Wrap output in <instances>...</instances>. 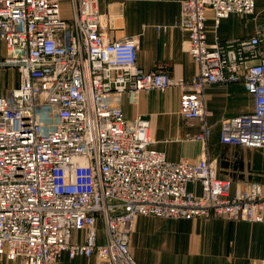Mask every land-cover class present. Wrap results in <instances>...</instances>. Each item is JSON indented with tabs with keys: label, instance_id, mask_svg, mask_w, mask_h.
<instances>
[{
	"label": "built area",
	"instance_id": "2783aa9c",
	"mask_svg": "<svg viewBox=\"0 0 264 264\" xmlns=\"http://www.w3.org/2000/svg\"><path fill=\"white\" fill-rule=\"evenodd\" d=\"M0 0V72L14 66L20 84L0 93V257L8 264H57L96 256L98 264H137L130 237L139 215L227 218L264 223V186L231 195L206 149L196 160L170 161L151 146L150 121L127 118L126 93L182 89L180 112L202 122L205 88L243 81L250 113L222 121L221 141L264 147V31L209 47L206 17L255 13V0H184L179 26L199 72L190 82L137 63L138 41L112 40L102 29L99 0ZM200 183L196 194L192 183ZM105 241L97 240V222ZM84 232L82 241L74 231Z\"/></svg>",
	"mask_w": 264,
	"mask_h": 264
},
{
	"label": "crops",
	"instance_id": "0c3cea01",
	"mask_svg": "<svg viewBox=\"0 0 264 264\" xmlns=\"http://www.w3.org/2000/svg\"><path fill=\"white\" fill-rule=\"evenodd\" d=\"M184 0H99L102 29L112 40L136 37L137 63L146 71L167 70L174 78L190 82L198 75V63L188 50V32L179 23ZM63 19L73 18L70 0H59ZM69 8V10H67ZM209 47L231 38H246L264 31V0H255V13H232L217 24L207 14ZM182 89H157L135 96L126 93L123 111L127 118L150 121L151 146L170 161L199 159L207 149L217 162L219 177L231 182V195L252 183L264 186V147H248L221 141L222 121L254 111L253 94L243 81L212 83L205 88L207 141L196 139L202 122L188 121L180 112ZM190 188L200 194L201 184ZM97 240L105 241L104 224L97 222ZM84 232L74 231L82 241ZM130 250L137 264H264V223L227 218H172L139 215L130 237ZM0 264L8 261L0 257ZM57 264H98L96 256L70 258L63 251Z\"/></svg>",
	"mask_w": 264,
	"mask_h": 264
},
{
	"label": "rangeland",
	"instance_id": "374dc122",
	"mask_svg": "<svg viewBox=\"0 0 264 264\" xmlns=\"http://www.w3.org/2000/svg\"><path fill=\"white\" fill-rule=\"evenodd\" d=\"M69 10V8H67ZM0 50H3V44L0 42ZM17 73V74H16ZM20 84L19 72L14 66H7L0 72V93L8 95Z\"/></svg>",
	"mask_w": 264,
	"mask_h": 264
},
{
	"label": "bare ground",
	"instance_id": "6f19581e",
	"mask_svg": "<svg viewBox=\"0 0 264 264\" xmlns=\"http://www.w3.org/2000/svg\"><path fill=\"white\" fill-rule=\"evenodd\" d=\"M17 74V73H16Z\"/></svg>",
	"mask_w": 264,
	"mask_h": 264
}]
</instances>
